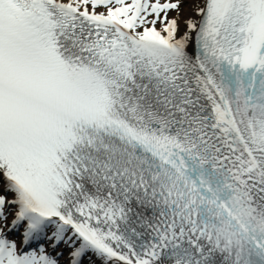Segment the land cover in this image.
<instances>
[{"label":"snow or ice","instance_id":"6c2138e0","mask_svg":"<svg viewBox=\"0 0 264 264\" xmlns=\"http://www.w3.org/2000/svg\"><path fill=\"white\" fill-rule=\"evenodd\" d=\"M65 256L264 264V0H0V264Z\"/></svg>","mask_w":264,"mask_h":264},{"label":"rangeland","instance_id":"374dc122","mask_svg":"<svg viewBox=\"0 0 264 264\" xmlns=\"http://www.w3.org/2000/svg\"><path fill=\"white\" fill-rule=\"evenodd\" d=\"M186 10H187V7L185 8V12H186ZM14 238H16V237H14ZM19 237H17L16 239H18ZM64 260H62L61 262H66V260H67V256H65L64 258H63ZM62 264V263H61Z\"/></svg>","mask_w":264,"mask_h":264},{"label":"bare ground","instance_id":"6f19581e","mask_svg":"<svg viewBox=\"0 0 264 264\" xmlns=\"http://www.w3.org/2000/svg\"><path fill=\"white\" fill-rule=\"evenodd\" d=\"M187 12H188V9L186 10V12H185V14H187ZM62 260H64V259H62ZM62 264H65V262H61Z\"/></svg>","mask_w":264,"mask_h":264}]
</instances>
